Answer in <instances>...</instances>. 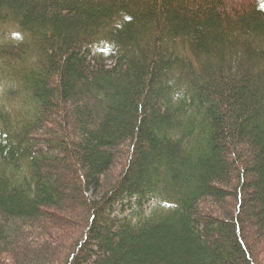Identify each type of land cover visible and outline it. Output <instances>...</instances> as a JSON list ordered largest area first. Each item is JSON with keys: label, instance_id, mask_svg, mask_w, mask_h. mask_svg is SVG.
Here are the masks:
<instances>
[{"label": "trees", "instance_id": "obj_1", "mask_svg": "<svg viewBox=\"0 0 264 264\" xmlns=\"http://www.w3.org/2000/svg\"><path fill=\"white\" fill-rule=\"evenodd\" d=\"M0 87V264H264V0H0Z\"/></svg>", "mask_w": 264, "mask_h": 264}, {"label": "rangeland", "instance_id": "obj_2", "mask_svg": "<svg viewBox=\"0 0 264 264\" xmlns=\"http://www.w3.org/2000/svg\"><path fill=\"white\" fill-rule=\"evenodd\" d=\"M233 2H240L241 0H232ZM243 1V0H242ZM1 91H2V88L0 87V94H1ZM158 205H163V204H161L159 201H152V202H150L147 206H146V209H145V211H149L151 208H154V207H156V206H158Z\"/></svg>", "mask_w": 264, "mask_h": 264}]
</instances>
